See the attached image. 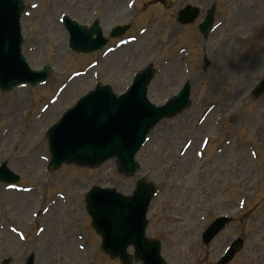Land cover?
Segmentation results:
<instances>
[{
    "label": "rangeland",
    "instance_id": "1",
    "mask_svg": "<svg viewBox=\"0 0 264 264\" xmlns=\"http://www.w3.org/2000/svg\"><path fill=\"white\" fill-rule=\"evenodd\" d=\"M125 1L109 15L112 0H23V53L32 68L49 65L53 73L44 86L0 93V163L20 176L17 191L0 186V259L21 264L33 251L37 264H119L99 251L83 197L93 186L128 195L134 179L119 175L114 160L93 169L64 165L47 172L44 133L95 83L120 94L134 72L152 63L158 72L148 88L149 101L162 104L188 80L191 104L180 116L160 122L137 156L138 177L159 186L146 235L162 242L167 264H216L235 238L244 246L230 264H264V97L241 101L264 76V56L252 54L264 50V0H138L134 16L124 17ZM187 3L201 14L194 24L178 28L176 12ZM213 4L216 20L224 23L203 42L197 25ZM62 14L83 25L97 14L106 29L130 22L126 36L143 27L147 32L106 57L77 55L67 48ZM152 18L157 21L148 29ZM183 47L191 53L188 79L183 57L176 56ZM203 48L211 64L205 71ZM183 142L190 144L186 152L180 150ZM250 147H257V176ZM220 215L234 216L233 222L203 246L202 231Z\"/></svg>",
    "mask_w": 264,
    "mask_h": 264
},
{
    "label": "water",
    "instance_id": "2",
    "mask_svg": "<svg viewBox=\"0 0 264 264\" xmlns=\"http://www.w3.org/2000/svg\"><path fill=\"white\" fill-rule=\"evenodd\" d=\"M20 11L21 6L18 0H0V86L2 88H10L16 84L30 82L18 53L20 43L17 19ZM209 23L210 20L201 26V29L206 31ZM142 76L146 80L149 79L148 75ZM40 79L43 78L34 79V82ZM129 97H133L132 102L127 100ZM182 105H184L182 95H179L173 101L172 106L176 109L182 107ZM187 105L186 102L180 111L186 108ZM84 107L71 114L61 125L50 131V148L54 159V161H51V167H55L62 160L80 165H84L83 162L91 161L100 152H104L125 139L131 129L137 127V120L140 115L148 110L143 102L138 79L135 81L132 90L121 100L115 101L106 90H100L91 96ZM149 127L150 125H146L145 132ZM118 155L117 148H113L110 156ZM100 162L98 160L95 163ZM131 165V162L129 167L126 164L124 166L121 164L119 169L124 171L126 170L125 167L130 169ZM133 168L134 165L130 172H133ZM144 185L147 184L139 183L138 188H142ZM106 199L107 201L102 205V209L110 213V215H107L108 220L116 222L114 217L124 207L125 203L117 197ZM87 209L90 215L92 214L93 224H95L94 220H96L97 215L91 213L92 208L90 206ZM239 246L240 243L238 242L228 259L238 250ZM124 263H130L128 257L124 259Z\"/></svg>",
    "mask_w": 264,
    "mask_h": 264
},
{
    "label": "bare ground",
    "instance_id": "3",
    "mask_svg": "<svg viewBox=\"0 0 264 264\" xmlns=\"http://www.w3.org/2000/svg\"><path fill=\"white\" fill-rule=\"evenodd\" d=\"M115 4L117 5L118 3L116 2V0H115Z\"/></svg>",
    "mask_w": 264,
    "mask_h": 264
}]
</instances>
